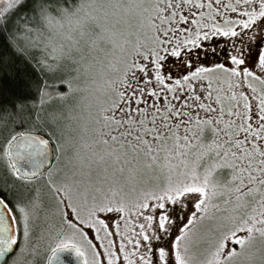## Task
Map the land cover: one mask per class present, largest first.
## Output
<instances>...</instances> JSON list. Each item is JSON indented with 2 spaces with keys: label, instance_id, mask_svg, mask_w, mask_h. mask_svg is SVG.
I'll use <instances>...</instances> for the list:
<instances>
[{
  "label": "snow or ice",
  "instance_id": "obj_1",
  "mask_svg": "<svg viewBox=\"0 0 264 264\" xmlns=\"http://www.w3.org/2000/svg\"><path fill=\"white\" fill-rule=\"evenodd\" d=\"M0 264H264V0H0Z\"/></svg>",
  "mask_w": 264,
  "mask_h": 264
},
{
  "label": "water",
  "instance_id": "obj_2",
  "mask_svg": "<svg viewBox=\"0 0 264 264\" xmlns=\"http://www.w3.org/2000/svg\"><path fill=\"white\" fill-rule=\"evenodd\" d=\"M64 258H65L66 260H67V259H71V257H67V256H65Z\"/></svg>",
  "mask_w": 264,
  "mask_h": 264
}]
</instances>
